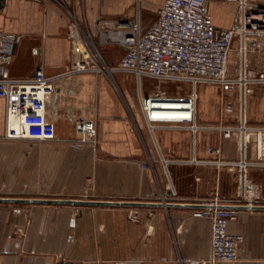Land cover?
Returning a JSON list of instances; mask_svg holds the SVG:
<instances>
[{"label":"crops","instance_id":"crops-1","mask_svg":"<svg viewBox=\"0 0 264 264\" xmlns=\"http://www.w3.org/2000/svg\"><path fill=\"white\" fill-rule=\"evenodd\" d=\"M164 1L138 0L139 5L135 0L5 1L0 33L24 38L15 46L11 75L29 78L43 66L47 75L57 77L47 102L57 139L46 143L6 139L7 101L0 98V198L162 203L164 194L165 202L172 204L203 206L219 196L224 205H237L232 194L239 189V172L192 160L217 158L210 146H221L224 160L241 159L238 133L224 139L218 129L237 124L224 109L229 106L225 100L237 96L233 117L242 113L239 90L232 94L213 85L199 88L198 120L206 129L196 136L161 120L155 122L153 135L141 96L149 99L161 91L169 99L187 97L188 86H176L177 92L171 93L155 80L139 81L119 71L67 73L77 61L71 37L75 20L100 43L99 18L124 19L136 7L135 16L140 11L142 18V9L159 13ZM209 4L215 25L231 28L237 0H209ZM142 23L145 29L151 27L143 18ZM100 47L105 49L103 68L118 66L125 56L124 47ZM254 65L264 70L263 62ZM148 81L158 86L151 89ZM255 99L260 101L259 112L250 122L249 104L253 106ZM244 107L249 125L264 129V86L248 96ZM81 120L96 123V146L71 145ZM150 156L154 166L145 170L142 164ZM161 157L170 161V177ZM246 159L251 163L248 175L264 196V132L250 135ZM201 209L0 203V264H191L212 252L211 222L197 214ZM133 214L136 221L130 220ZM229 233L244 238L239 260L217 264H264V210L242 211L230 222Z\"/></svg>","mask_w":264,"mask_h":264},{"label":"built area","instance_id":"built-area-1","mask_svg":"<svg viewBox=\"0 0 264 264\" xmlns=\"http://www.w3.org/2000/svg\"><path fill=\"white\" fill-rule=\"evenodd\" d=\"M237 4V18L228 29L215 25L209 0H165L156 21L148 29L143 27L140 11L131 19L99 18L96 28L100 44L126 48L125 56L114 68L101 66L104 59L94 35L75 20L71 37L77 61L67 73L113 70L133 74L139 81L150 78L160 85L188 86L190 95L187 97L169 99L166 92L161 91L154 92L149 99L141 96V106L153 135L155 122L161 120L174 122V128L190 130L196 136L206 129L198 120L199 88L213 85L232 94L239 90L243 109L237 124L222 125L218 129L224 139L238 133L242 143L241 159L224 160L220 157L222 147L210 146L209 152L217 158L211 161L194 158L192 163L238 171L236 204L252 207L264 204V196L257 182L248 175L251 163L246 159V152L250 135L264 129L249 125L244 105L257 87L264 86V70L254 65L264 63V4L252 0H237ZM23 39L20 35L0 33V98L7 101L5 138L54 142L57 130L48 117L47 102L55 92L57 77L47 75L43 66L29 78H17L10 73L15 46ZM77 132L78 138L71 141L75 149L97 145V126L93 120L79 121ZM161 161L170 177V161L164 157ZM151 166L154 160L150 156L142 168L146 170ZM88 182L93 181L88 179ZM161 198L166 204L164 194ZM206 205L197 214L211 222L212 252L209 258L191 264L237 262L244 238L230 234L229 224L244 210L222 207L224 203L219 196ZM130 220L136 221L134 214Z\"/></svg>","mask_w":264,"mask_h":264},{"label":"water","instance_id":"water-1","mask_svg":"<svg viewBox=\"0 0 264 264\" xmlns=\"http://www.w3.org/2000/svg\"><path fill=\"white\" fill-rule=\"evenodd\" d=\"M6 0H0V9L4 7ZM0 203L19 204H46V205H72V206H109V207H179V208H205L207 205L193 204H172V203H149V202H127V201H107V200H86V199H19L0 198ZM224 208H237L241 210H264V206L246 205H223ZM123 264V263H120Z\"/></svg>","mask_w":264,"mask_h":264},{"label":"rangeland","instance_id":"rangeland-1","mask_svg":"<svg viewBox=\"0 0 264 264\" xmlns=\"http://www.w3.org/2000/svg\"><path fill=\"white\" fill-rule=\"evenodd\" d=\"M135 1H136L137 5H139L138 0H135ZM141 7H142V5H141ZM136 8H138V7H136ZM136 8H135V10L133 11L132 14L125 15L124 16V19H131V18H133L135 16V13H136ZM157 16H158V10L157 9H153V10H151V9H149V10L142 9L143 22H144V24L147 27L151 26L152 23H154L156 21ZM97 46H98L99 50L101 51V54L104 55L105 49H101L100 43H97ZM147 84H148V86L151 87V89H153L156 86H158V83L150 82V81H148ZM164 88L166 89V91L171 92V93L177 92L176 85H173V84H165ZM187 90L188 89H186V91ZM219 95H220V97L222 96L220 90L218 92V96ZM200 103H201V101L199 102V105H200ZM225 103H227L229 105V106H227L226 109H224L225 116L230 115V117H231L230 119L231 120H234V119L237 120L238 119L237 117H233V116H236L234 114H237V111H238L237 108H238L239 100H238L237 96H234L231 99L225 100ZM259 103H260L259 99H255V101H253V104H252L253 106H251L249 104V106H250L249 107V120H250V122H254L257 119V115H258V112H259ZM231 183H233V182H231ZM231 185H233V186L236 187V184L235 183L234 184H231ZM237 194H238V192L235 191L234 194H232V195L233 196L235 195V198H236L237 197Z\"/></svg>","mask_w":264,"mask_h":264}]
</instances>
